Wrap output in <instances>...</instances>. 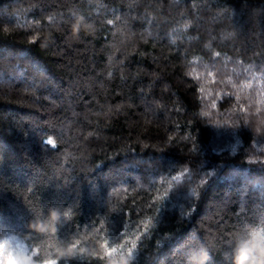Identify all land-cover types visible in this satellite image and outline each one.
<instances>
[{
    "label": "trees",
    "instance_id": "1",
    "mask_svg": "<svg viewBox=\"0 0 264 264\" xmlns=\"http://www.w3.org/2000/svg\"><path fill=\"white\" fill-rule=\"evenodd\" d=\"M10 235L31 264H264V0H0Z\"/></svg>",
    "mask_w": 264,
    "mask_h": 264
},
{
    "label": "rangeland",
    "instance_id": "2",
    "mask_svg": "<svg viewBox=\"0 0 264 264\" xmlns=\"http://www.w3.org/2000/svg\"><path fill=\"white\" fill-rule=\"evenodd\" d=\"M10 262L11 264H31L28 248L23 241L13 235L0 240V264H10ZM44 264H56V262L50 260Z\"/></svg>",
    "mask_w": 264,
    "mask_h": 264
},
{
    "label": "clouds",
    "instance_id": "3",
    "mask_svg": "<svg viewBox=\"0 0 264 264\" xmlns=\"http://www.w3.org/2000/svg\"><path fill=\"white\" fill-rule=\"evenodd\" d=\"M238 264H240V262L238 261Z\"/></svg>",
    "mask_w": 264,
    "mask_h": 264
},
{
    "label": "snow or ice",
    "instance_id": "4",
    "mask_svg": "<svg viewBox=\"0 0 264 264\" xmlns=\"http://www.w3.org/2000/svg\"><path fill=\"white\" fill-rule=\"evenodd\" d=\"M245 259H246V257H245ZM10 264H11V262H10Z\"/></svg>",
    "mask_w": 264,
    "mask_h": 264
}]
</instances>
